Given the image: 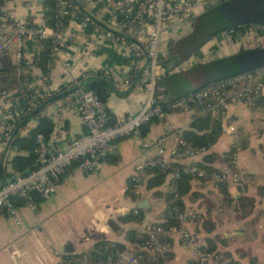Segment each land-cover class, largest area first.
<instances>
[{"label":"crops","instance_id":"1","mask_svg":"<svg viewBox=\"0 0 264 264\" xmlns=\"http://www.w3.org/2000/svg\"><path fill=\"white\" fill-rule=\"evenodd\" d=\"M43 1L18 0L7 14L15 19L29 18L47 23ZM73 1L83 14L87 13L97 21L98 28L74 23L65 29L72 38L62 41L60 54L68 60L69 69L65 71L55 65L49 72L46 85L54 94L51 99L73 90L68 87L82 74L86 78L82 79L81 86L98 78L94 74L103 69L123 79L132 73V60L125 45L113 42L114 36L119 34L118 29L108 23L103 14L90 10L87 0ZM195 1L197 5L190 18L171 20L160 35L158 63L166 75L158 85L165 88L166 100L190 92H171L166 84L167 78L175 75L178 67L186 68L188 65L189 69L197 64L233 56L240 49L262 47L264 43L252 28L247 27L237 36L230 35L229 31L219 32L194 50H189L186 44L197 20L226 0ZM2 14L0 9V16ZM13 50L14 45L11 44L8 54L11 62ZM40 50L41 45L26 42L22 64L29 79L37 85L45 81L44 70L34 63ZM206 82L207 78H202L198 87ZM71 95L45 101L25 124L19 127L21 122L15 128L19 129L14 136H26L36 128L38 119L44 117L52 122L48 144L65 150L73 139L85 132L77 120L75 107H63L73 99ZM144 100L139 72L135 73L131 85L125 90H115L109 84L104 100L109 123H115L120 116L134 114ZM1 112L0 101V116ZM228 116L234 121L235 132H225L220 123L221 131L215 143L194 159L170 153L176 146V135L191 130V115L169 113L141 129L143 141L154 142L164 135L166 126H171L172 133L165 144L164 154L168 162L184 166L201 161L203 154H212L209 165L220 172L232 171L227 153L232 143L237 142L241 149L232 166L233 171L238 170L249 179L247 184L224 185L217 190L209 182L190 180V190L181 197V202L185 212H196L199 219L186 222L190 239H171L169 251L159 264H196V250L206 246L207 239L227 261L264 264V88L257 97L256 108L239 104L228 110ZM16 154L8 144L3 145L0 141L3 175L10 173L9 162ZM156 156V149H151L148 155L143 153L139 138H124L116 143V148L91 176H86L73 164L55 181V193L50 199L41 200L34 196L32 209L28 208L25 200L16 199L14 205L19 224L5 212H0V264H62L68 260L77 264H118L109 262L105 254L106 250H118L119 247L133 255L143 252L138 264H148L149 253L143 250L138 239L149 226L164 221L167 205L171 202V176L162 173L160 179H155L159 173L143 170L139 184L134 182V178L136 166ZM7 180L8 177L4 178V183ZM205 220L209 223L204 225Z\"/></svg>","mask_w":264,"mask_h":264},{"label":"built area","instance_id":"2","mask_svg":"<svg viewBox=\"0 0 264 264\" xmlns=\"http://www.w3.org/2000/svg\"><path fill=\"white\" fill-rule=\"evenodd\" d=\"M18 0H0V58L7 57L9 46L14 45L11 60L16 67V86L0 93L2 112L0 116V141L6 145L13 136L16 125L27 118L41 103L50 100L53 92L46 85L49 72L55 65L63 70L69 69L68 60L62 56L61 43L64 39H71L65 29L68 25L79 23L98 28V24L91 17L83 14L73 0H53L52 22L46 25L42 20L15 19L7 11ZM90 10L103 14L108 23L118 29L114 36V43H123L132 60V73L127 78H120L108 70H100L94 76L109 82L115 90L122 91L131 85L136 72L140 74V85L145 93V100L134 114L120 116L113 124L108 123L105 104L97 94L85 90L81 80L86 78L82 74L79 80H74L68 89H77L72 93L73 99L63 107H75L78 122L85 132L73 139L65 150H59L48 144L47 140L38 134L35 137L33 154L36 168L25 175H12L0 186V212L12 217L16 224L19 220L14 201L23 199L29 209L33 208V197L41 200L50 199L55 193V181L63 176L73 165L91 176L95 173L107 155L116 148V143L124 138L137 137L141 140V148L148 155L151 149H156L157 156L150 158L136 166L137 175L134 182H141V173L146 168H156L171 176L172 191H175L176 181L182 174L191 175L196 179L205 178V172L194 164L182 166L181 169L172 167L165 159V144L172 133V127L166 126L164 135L154 142L143 141L142 127L153 120H161L166 114H188L192 117H212L218 119L227 133H234V121L228 116V110L236 105L257 107V97L264 88V66L252 71L235 75L210 86L191 92L179 99L169 101L165 107L164 88L158 85L166 71L160 68L159 42L164 26L171 20L190 18L197 5L195 0H87ZM68 19V20H67ZM254 33L261 42L264 40V25H252ZM230 35H239L235 29L229 30ZM49 44L45 61L44 84H34L22 68L25 61L26 42L38 46L40 42ZM264 42V41H263ZM39 52L36 54L38 56ZM61 55V56H60ZM176 146L171 150L172 155L194 159L203 151H194L187 147L181 135L175 138ZM233 153L230 164L236 162V156L241 149L237 142L231 145ZM248 177L242 172L222 171L212 174L209 183L215 190L224 185L238 186L247 184ZM175 218L179 222L177 227L163 229L159 225H151L146 230V240L142 246L149 253L152 260L162 258L169 251L168 240L180 238L187 241L190 233L185 224L199 218L196 212L179 213L175 211ZM140 255H133L126 250H116L108 257L109 262L118 264H138ZM228 261L216 251L196 250V264H227ZM62 264H77L63 261Z\"/></svg>","mask_w":264,"mask_h":264},{"label":"trees","instance_id":"3","mask_svg":"<svg viewBox=\"0 0 264 264\" xmlns=\"http://www.w3.org/2000/svg\"><path fill=\"white\" fill-rule=\"evenodd\" d=\"M34 1H37V0H34ZM42 5L44 6L46 10L44 19L46 18L47 23L45 24L50 25L52 22V15H53V12H52L53 0H45L43 1ZM247 27L249 26H233L230 23H227L221 27L220 32L229 31L230 29H235L239 31V33L241 34L244 32V30ZM39 45H41V50L38 56H35L34 63L40 68H42L45 72V61L48 55L49 44L46 41H42L39 43ZM244 51H248V50L240 49L239 52H237L236 54L242 53ZM188 70L189 71H192V70L201 71V72L203 71L202 78H207L206 84H203L200 87H196L190 92H187L181 96H177L169 100L165 99L166 90L162 86L164 88L163 96L165 99V101L161 103L162 106L165 107V105L171 100L179 99L191 92L204 89L213 83L219 82L229 77H232L237 71V68L233 64L230 57L228 56L222 59L213 60L208 63H202V64H197L195 66H191ZM16 73H17L16 67L12 64L9 58L7 57L0 58V93L3 91L11 90L16 86L17 84ZM82 81L83 80H81V82ZM82 88L85 90H91L95 92L97 96L99 97V99L104 103V100L108 92L109 84L106 83L105 80L101 78H95V79L89 80L88 82H85ZM43 103H41V105ZM35 111L32 114H30L27 118H25L24 120H27L29 117L33 116ZM24 120H22L21 122H23ZM21 122H19L16 125V127ZM220 123L221 122L218 119L212 118L209 116H206V117L194 116L192 125H191V130L184 131L181 135V138L183 139L187 147H189L190 149L194 151H203L204 153L208 151V149L215 143L216 139L218 138L220 131H221ZM51 130H52V122L47 118L40 117L38 119V124L36 128L30 130L26 136L24 137L13 136L11 142L9 144H8L9 141L7 142L8 146H10V149H14L17 152V154L13 156L9 162L11 171L7 176L3 175V169H2L0 173V178H1L0 186L4 184V178L8 177V180H9L12 175H16V174L25 175L36 168L35 157L33 154V150L35 147V137L36 135L41 134L47 140L48 134L51 132ZM232 153H233V149L230 148L229 152L227 153L229 164L231 161ZM212 159H213L212 154H203L201 161L192 163L204 170L205 175H206L205 178L196 179L195 177L191 175H186V174H182L180 176V178L176 181L175 191H172V194L169 197V200L171 202L170 204L167 205L164 221L157 223V224H153V225H159L163 229H167L168 227L179 226V222L175 218V211L179 213L185 212L183 204L181 202V197L190 190V185H189L190 180L195 179L200 183L208 182L209 177L212 174L220 172L210 167L209 164L211 163ZM172 167L176 169L183 168L182 166L177 165V164H172ZM230 168L232 171L234 170L231 164H230ZM145 170L154 172L155 174L159 173L160 176L155 177V179H160V177L162 176V173H164L156 168H146ZM197 220H194V221H197ZM207 221L208 220H205L203 224L205 225L209 223ZM209 230L211 229H208V231ZM145 240H146V234L141 235L140 238L138 239V243L141 245V247L143 246ZM170 241L171 239L168 240V244H170ZM206 244H207L206 246H202L198 250L215 251L214 246H212L209 239H207ZM122 249H123L122 247H119L118 251ZM106 251L107 253L105 255H106V258H108L109 256H111V252L116 251V250L111 249V250H106ZM137 255H140L143 258L144 254L143 252H140ZM148 259H149L148 264H159L161 261V258L152 260L150 256ZM227 264H236V263L233 261H228Z\"/></svg>","mask_w":264,"mask_h":264},{"label":"water","instance_id":"4","mask_svg":"<svg viewBox=\"0 0 264 264\" xmlns=\"http://www.w3.org/2000/svg\"><path fill=\"white\" fill-rule=\"evenodd\" d=\"M86 15L88 14L86 13ZM91 19L97 22L93 17H91ZM227 23L233 26L264 25V0H226L218 4L215 8L211 9L197 20L194 32L187 41V48H189V50H194L203 42L219 33L221 27ZM230 59L237 68L234 75L252 71L258 67L264 66V47L235 54L230 56ZM76 90L77 89H73L62 93L50 101L73 93ZM25 122L26 120H24L19 127L25 124ZM18 129L19 128L14 131L13 136ZM13 136L10 138L8 144L11 142ZM2 164L1 162L0 173L2 171Z\"/></svg>","mask_w":264,"mask_h":264},{"label":"rangeland","instance_id":"5","mask_svg":"<svg viewBox=\"0 0 264 264\" xmlns=\"http://www.w3.org/2000/svg\"><path fill=\"white\" fill-rule=\"evenodd\" d=\"M261 45L264 47V43ZM185 67L186 68H183L182 66L178 67L179 69L175 75L167 78L166 84L171 92L191 91L200 85V80L203 77V71H189L188 65H185Z\"/></svg>","mask_w":264,"mask_h":264}]
</instances>
